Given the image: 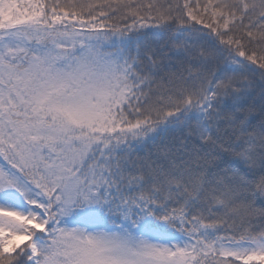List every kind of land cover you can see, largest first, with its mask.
<instances>
[{
  "label": "snow or ice",
  "instance_id": "6c2138e0",
  "mask_svg": "<svg viewBox=\"0 0 264 264\" xmlns=\"http://www.w3.org/2000/svg\"><path fill=\"white\" fill-rule=\"evenodd\" d=\"M0 264H264V0H0Z\"/></svg>",
  "mask_w": 264,
  "mask_h": 264
},
{
  "label": "trees",
  "instance_id": "16d2710c",
  "mask_svg": "<svg viewBox=\"0 0 264 264\" xmlns=\"http://www.w3.org/2000/svg\"><path fill=\"white\" fill-rule=\"evenodd\" d=\"M205 31H207V30H205Z\"/></svg>",
  "mask_w": 264,
  "mask_h": 264
}]
</instances>
